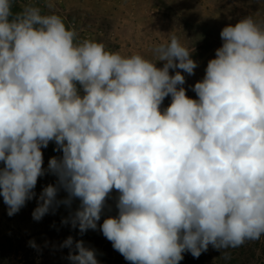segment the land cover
I'll return each mask as SVG.
<instances>
[{"label": "clouds", "instance_id": "1", "mask_svg": "<svg viewBox=\"0 0 264 264\" xmlns=\"http://www.w3.org/2000/svg\"><path fill=\"white\" fill-rule=\"evenodd\" d=\"M13 4L0 0V197L8 216L36 197L47 172L57 179L36 197L33 220L64 205L62 224L96 230L116 190L118 214L99 227L131 264H179L209 245L229 261V249L264 237V18L247 15L221 30L192 99L177 87L181 72L169 75L198 66L177 36L154 46V60L125 56L76 43L56 14L32 4L14 12ZM49 142L62 155L45 169ZM60 247L72 264H98L82 240L68 236Z\"/></svg>", "mask_w": 264, "mask_h": 264}, {"label": "rangeland", "instance_id": "2", "mask_svg": "<svg viewBox=\"0 0 264 264\" xmlns=\"http://www.w3.org/2000/svg\"><path fill=\"white\" fill-rule=\"evenodd\" d=\"M52 3V8L46 4L41 12L62 14L70 21L74 20L76 28H67L76 32V43L84 40L103 43L109 52H119L125 56L138 53L154 60V46L167 43L172 35L177 36L180 43L191 51V58L198 66L192 75L181 69H169V75L181 72L185 83L177 87H183L186 95L192 99H197L192 87L203 79L208 61L215 58V50L222 46L221 30L227 25L234 26L247 15L254 19L264 18V0H52ZM164 63L156 61L155 66L162 68ZM77 88L83 95L78 84ZM170 102L171 97H165L161 109L167 108ZM55 148V143L49 142L48 147L42 149L45 169L50 157L59 158L62 155L60 151H54ZM2 166L3 162H0ZM56 179L47 172L38 178L34 189L36 197L46 185L55 184ZM64 195L61 191L58 198ZM118 196L116 190L110 193L97 229L87 230L84 245L95 250L98 264H131L113 249L99 227L105 218L118 214ZM36 197L27 201L11 217L0 197V264H72L67 259L69 249L60 247L68 236L74 241L78 240L79 229L61 223L62 218L69 215L70 209L61 205L55 213L50 212L35 221L31 214L37 206ZM78 205L79 201L74 200L71 211H75ZM29 241H34L38 247H31ZM72 251L76 254L74 248ZM229 251L231 259L225 261L221 251L209 245L208 250L198 258L189 252L183 253L179 264H264V237Z\"/></svg>", "mask_w": 264, "mask_h": 264}, {"label": "crops", "instance_id": "3", "mask_svg": "<svg viewBox=\"0 0 264 264\" xmlns=\"http://www.w3.org/2000/svg\"><path fill=\"white\" fill-rule=\"evenodd\" d=\"M47 2H48L47 0H14L13 8H16L18 10H22V8L25 5L32 4L33 6L39 7L42 11V8H44L46 6ZM60 6L62 7V5H60ZM42 14H43V12H42ZM56 15H58L62 18L63 22L66 24V27L76 28L77 23L74 20L70 21L69 20L70 18L64 17L62 14H56ZM69 22H72V23L69 24ZM81 32H84V30H81Z\"/></svg>", "mask_w": 264, "mask_h": 264}, {"label": "trees", "instance_id": "4", "mask_svg": "<svg viewBox=\"0 0 264 264\" xmlns=\"http://www.w3.org/2000/svg\"><path fill=\"white\" fill-rule=\"evenodd\" d=\"M13 11L14 12H18V11H20V10H15V9H13ZM58 153H60L59 151H57ZM66 195V194H65ZM64 195V196H65ZM77 235H78V240H82L83 242H84V244H85V241L87 240V231L85 232V233H83V234H80L79 233V230H78V232H77Z\"/></svg>", "mask_w": 264, "mask_h": 264}]
</instances>
